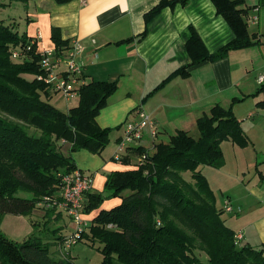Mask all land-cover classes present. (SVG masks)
Segmentation results:
<instances>
[{
	"label": "trees",
	"instance_id": "1",
	"mask_svg": "<svg viewBox=\"0 0 264 264\" xmlns=\"http://www.w3.org/2000/svg\"><path fill=\"white\" fill-rule=\"evenodd\" d=\"M210 1L233 39L213 55L197 53V59H222L229 51L258 43L259 36L248 31L244 0ZM187 2L162 0L146 14L145 21L166 7ZM144 36L145 32L140 38ZM51 39L56 50L69 48L57 30ZM30 40L0 23V224L5 215L30 216L44 198L54 195L60 176L77 169L63 148L100 154L111 132L99 128L95 119L117 85L85 82L76 106L67 112L56 109L48 102L54 92L33 78L42 72L36 47L26 52ZM196 43L200 40L195 34L191 46ZM14 50L22 53L20 58H12ZM188 73L184 67L171 77ZM262 91L264 86L257 93ZM256 106L264 109V101ZM196 128L198 139L177 131L168 142L153 143L151 153L139 146L132 148L121 162L127 163L129 154L135 153L136 163L129 170L106 176L104 192L108 194L86 193L82 213L91 219L79 241L99 244V264H264L262 249L235 243L224 209L216 206L213 191L199 170L201 166L218 169L224 165L223 142L245 148L249 139L231 107L213 106L196 121ZM187 172L189 180L183 177ZM113 198L119 203L104 209L103 203ZM0 263L73 264L69 258L51 257L48 245L39 237L16 243L1 230Z\"/></svg>",
	"mask_w": 264,
	"mask_h": 264
},
{
	"label": "crops",
	"instance_id": "2",
	"mask_svg": "<svg viewBox=\"0 0 264 264\" xmlns=\"http://www.w3.org/2000/svg\"><path fill=\"white\" fill-rule=\"evenodd\" d=\"M160 1L15 0L23 7L24 26L21 31L15 24L10 26L19 34L36 38L37 51L54 48L51 37L57 30L69 46L73 42L82 45L80 62L86 84L117 85L95 119L99 128L111 130L106 148L100 154L63 148L78 170L92 176L89 192H104L108 174L129 170L136 163L135 153L129 154L125 164L113 157L124 125L136 121L137 109L145 111L155 125L156 138H151L148 128L139 145L151 152L153 143L164 142L177 131L191 132L213 106L231 107L249 145H232L230 153L223 151L224 165L204 176L213 193H222V209L226 202L232 207V212L224 214L233 215L226 223L242 235L238 244L260 248L264 255V109L256 106L264 101V91L257 93L261 86L256 81L264 73V42L258 38L256 45L229 51L222 59H197V53L213 55L228 44L233 39L231 29L210 0L166 7L146 22V14ZM263 6L264 0H244L250 34L254 31L249 25L257 27V35L264 30ZM254 15L256 24L250 22ZM195 34L200 44L191 46ZM184 67L189 72L186 77H171ZM118 203L119 199L113 198L102 207L110 209ZM83 219L90 223L91 216L83 215ZM16 223L24 230L22 222Z\"/></svg>",
	"mask_w": 264,
	"mask_h": 264
},
{
	"label": "built area",
	"instance_id": "3",
	"mask_svg": "<svg viewBox=\"0 0 264 264\" xmlns=\"http://www.w3.org/2000/svg\"><path fill=\"white\" fill-rule=\"evenodd\" d=\"M258 18L254 15L250 22L256 24ZM36 38L29 41L26 52L31 47L36 46ZM83 47L78 42H73L68 49L58 51L55 48L37 51L39 56V67L41 74L33 77L37 81L43 83L56 94H60L66 100L78 98L80 89L85 85L84 66L80 62V56ZM22 53L17 50L12 52V58H20ZM260 86H264V73L256 78ZM154 122L150 116L142 109L136 110V121L128 122L124 125V134L117 142V149L114 154L116 161H121L123 155L134 147H138L142 141L144 131L151 130V138L155 139L157 132L154 128ZM144 158V156H142ZM92 187V176L75 169L68 174L60 176V183L57 187L58 194L48 198L49 207H55L62 210L66 216L77 226L76 231L71 236L63 240L62 247L64 249L75 245L81 236L89 227V223L81 218L84 197ZM224 212H232V207L226 202ZM242 239L240 233L235 234L234 241L237 244Z\"/></svg>",
	"mask_w": 264,
	"mask_h": 264
},
{
	"label": "rangeland",
	"instance_id": "4",
	"mask_svg": "<svg viewBox=\"0 0 264 264\" xmlns=\"http://www.w3.org/2000/svg\"><path fill=\"white\" fill-rule=\"evenodd\" d=\"M15 0H0V23L5 26H10L15 24V28L18 31H21L22 26H24V10L21 5L14 2ZM264 7V6H263ZM262 7V8H263ZM23 14V15H22ZM19 24V26H18ZM250 31L257 32L254 25H249ZM259 35V34H258ZM260 40L264 42V30H262V34L259 35ZM28 80L32 79L31 76H25ZM259 85V84H258ZM260 86V85H259ZM49 104L55 107L56 109L67 112L71 107H74L78 103V98H73L70 100L64 99V97L60 94H51L50 99L48 100ZM245 107L243 110L245 111ZM244 121H247L246 119ZM251 123L250 121H247ZM28 132L34 133L38 135L39 133L34 131L32 128H25ZM194 139L199 138V132L196 128L191 130L188 133ZM164 142H168L169 138L163 140ZM155 146V145H154ZM152 147L155 148V147ZM151 148V147H148ZM232 148L231 143L223 142L221 144L222 151H226V153H230ZM152 152V151H151ZM150 152V153H151ZM203 175H211L214 172V168L201 166L199 168ZM210 170V171H209ZM189 173L183 174V177L189 180ZM216 191V190H215ZM58 194L56 191L54 195ZM103 195L108 193L102 192ZM215 196L216 206L219 208L223 207L224 198L221 196V192L218 190L213 193ZM53 195V196H54ZM19 196L26 197V194L19 193ZM52 196V197H53ZM48 198H44L37 206L38 212L35 210L30 216H10L5 215L0 224V230L5 238L10 241L21 243L24 239L36 236L41 238L42 242L48 245L49 254L54 259L59 258H69L73 262V264H99L101 261V255L98 252L99 244L95 243L94 246H91L90 243L85 241H78L75 245L70 246L69 248L64 249L62 247L63 240L68 236H71L74 231H76L77 226L72 223V221L63 213V217L61 213H56L55 207H49L47 200ZM54 210V211H51ZM83 211V210H82ZM91 214V213H90ZM83 217V213L81 214V218ZM227 221L233 218V215H228L227 213L224 216ZM83 219V218H82ZM84 220V219H83ZM85 222H88L84 220ZM16 222H22L24 224V230H19V224ZM229 223V222H228ZM88 228H86L87 230ZM238 234V233H235ZM235 236V235H234ZM237 245H239L237 243ZM240 246V245H239ZM1 264V263H0Z\"/></svg>",
	"mask_w": 264,
	"mask_h": 264
}]
</instances>
